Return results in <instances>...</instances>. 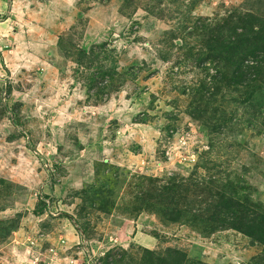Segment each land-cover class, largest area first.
Segmentation results:
<instances>
[{"label":"rangeland","instance_id":"374dc122","mask_svg":"<svg viewBox=\"0 0 264 264\" xmlns=\"http://www.w3.org/2000/svg\"><path fill=\"white\" fill-rule=\"evenodd\" d=\"M0 264H264V0H0Z\"/></svg>","mask_w":264,"mask_h":264},{"label":"trees","instance_id":"16d2710c","mask_svg":"<svg viewBox=\"0 0 264 264\" xmlns=\"http://www.w3.org/2000/svg\"><path fill=\"white\" fill-rule=\"evenodd\" d=\"M249 20H247V17L246 15L243 16H239L238 19L236 20V22L238 23L239 25V31L235 33V30L237 29V27L233 26L231 27V29L229 30V36L232 35V39L229 43H225L223 39L220 40V44H221V47H225L226 45H233V49L231 47H229V49L231 50V55L232 57L234 58L236 56V50H237V47L235 48L234 45L236 44H241L242 43V46L245 47V49H248V52H254L255 51V46L257 44L256 40L257 38L255 36H250L248 34L249 32V28L251 29L253 23L251 22H247ZM256 43V44H255ZM245 44V45H243ZM242 52L238 51V54H241ZM244 53H246L244 51ZM245 234H249L247 232H245ZM251 235V234H250Z\"/></svg>","mask_w":264,"mask_h":264}]
</instances>
